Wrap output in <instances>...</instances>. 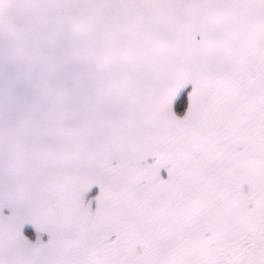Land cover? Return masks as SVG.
I'll list each match as a JSON object with an SVG mask.
<instances>
[{
	"label": "snow or ice",
	"instance_id": "6c2138e0",
	"mask_svg": "<svg viewBox=\"0 0 264 264\" xmlns=\"http://www.w3.org/2000/svg\"><path fill=\"white\" fill-rule=\"evenodd\" d=\"M0 264H264V0H0Z\"/></svg>",
	"mask_w": 264,
	"mask_h": 264
},
{
	"label": "rangeland",
	"instance_id": "374dc122",
	"mask_svg": "<svg viewBox=\"0 0 264 264\" xmlns=\"http://www.w3.org/2000/svg\"><path fill=\"white\" fill-rule=\"evenodd\" d=\"M181 110H182V108H181ZM163 174V173H162ZM163 175H166V174H163ZM98 193V189L97 188H93V190H92V193H91V195H96ZM93 207H94V205H93ZM25 234L30 238V239H32L33 241H35V238H36V236H35V232H34V230L31 228V227H26L25 228ZM43 239L46 241L47 240V236L45 235L44 237H43Z\"/></svg>",
	"mask_w": 264,
	"mask_h": 264
},
{
	"label": "trees",
	"instance_id": "16d2710c",
	"mask_svg": "<svg viewBox=\"0 0 264 264\" xmlns=\"http://www.w3.org/2000/svg\"><path fill=\"white\" fill-rule=\"evenodd\" d=\"M181 108H183V101L181 102Z\"/></svg>",
	"mask_w": 264,
	"mask_h": 264
}]
</instances>
